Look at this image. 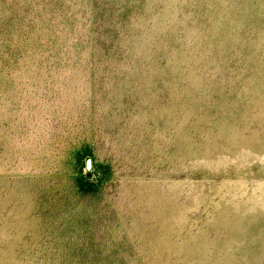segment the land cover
I'll list each match as a JSON object with an SVG mask.
<instances>
[{
  "label": "rangeland",
  "instance_id": "obj_1",
  "mask_svg": "<svg viewBox=\"0 0 264 264\" xmlns=\"http://www.w3.org/2000/svg\"><path fill=\"white\" fill-rule=\"evenodd\" d=\"M0 264H264V0H0Z\"/></svg>",
  "mask_w": 264,
  "mask_h": 264
}]
</instances>
